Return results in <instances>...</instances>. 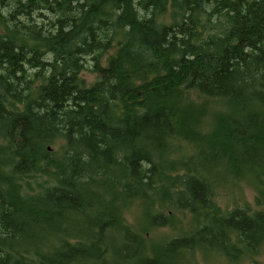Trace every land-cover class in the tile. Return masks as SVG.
<instances>
[{
    "label": "trees",
    "instance_id": "1",
    "mask_svg": "<svg viewBox=\"0 0 264 264\" xmlns=\"http://www.w3.org/2000/svg\"><path fill=\"white\" fill-rule=\"evenodd\" d=\"M132 205L188 230L152 245ZM263 247L264 0H0V264Z\"/></svg>",
    "mask_w": 264,
    "mask_h": 264
},
{
    "label": "rangeland",
    "instance_id": "2",
    "mask_svg": "<svg viewBox=\"0 0 264 264\" xmlns=\"http://www.w3.org/2000/svg\"><path fill=\"white\" fill-rule=\"evenodd\" d=\"M84 78L87 80L88 84H92L95 81V75L91 74L89 71H86L83 74ZM255 190L242 182L237 188L230 186L221 187L218 193V204L225 210L234 207L236 203L244 204L248 203L253 205L255 203ZM142 209L132 205L125 209V217L129 224L134 225L143 230H148L147 239L148 242L152 245H158L164 240L170 238L171 236H177L180 233V230H188V216L183 218V216L178 215V228H153L152 225L147 219H143ZM151 229V230H150ZM150 230V231H149ZM197 264H230L222 255L220 254H209L203 255L202 253H197L195 257ZM238 264H264V247L261 248L254 255H247L240 259Z\"/></svg>",
    "mask_w": 264,
    "mask_h": 264
}]
</instances>
